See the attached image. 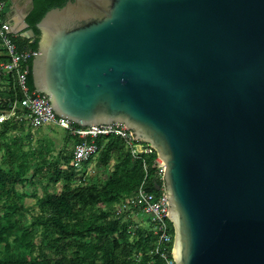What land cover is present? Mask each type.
I'll return each instance as SVG.
<instances>
[{
    "label": "water",
    "instance_id": "1",
    "mask_svg": "<svg viewBox=\"0 0 264 264\" xmlns=\"http://www.w3.org/2000/svg\"><path fill=\"white\" fill-rule=\"evenodd\" d=\"M35 27L51 112L164 162L174 263L264 264V0H67Z\"/></svg>",
    "mask_w": 264,
    "mask_h": 264
},
{
    "label": "trees",
    "instance_id": "2",
    "mask_svg": "<svg viewBox=\"0 0 264 264\" xmlns=\"http://www.w3.org/2000/svg\"><path fill=\"white\" fill-rule=\"evenodd\" d=\"M32 1L25 20L35 38L17 35L13 40L20 49L36 51L35 24L67 0ZM5 58L0 49V60ZM31 59L27 83L34 89ZM11 84V76L3 77L0 113L8 111L15 98ZM16 93L20 99L22 93ZM25 114L17 107L15 116L0 122V264H166L154 253L156 235L149 221L141 224L139 216L147 215L136 208V221L132 212L119 211L146 172L147 188L159 192L153 186V181L162 183L152 166L156 153L133 158L120 136H100L99 152L78 168L71 163L73 145L82 139L64 129L56 152L54 140L46 134L33 144V127ZM91 163L94 174L87 172ZM28 197L33 204L25 202Z\"/></svg>",
    "mask_w": 264,
    "mask_h": 264
},
{
    "label": "built area",
    "instance_id": "3",
    "mask_svg": "<svg viewBox=\"0 0 264 264\" xmlns=\"http://www.w3.org/2000/svg\"><path fill=\"white\" fill-rule=\"evenodd\" d=\"M6 6L7 4L0 0V49L6 55L5 60H0V87L3 77L11 76V88L15 91V98L11 101L10 109L0 113V122L15 116L16 108L20 107L26 110L24 117L30 118L32 127L56 125L69 131L71 135L78 136L82 141L73 145V158L71 161L78 168H81L84 161L93 158L99 152L100 147L96 139L100 136L111 134L120 136L130 149L133 158L155 152L148 143L133 139L129 130L122 123L114 121L107 125L74 126V123L70 120L55 116L48 105L47 95L37 94L36 91L32 92L34 89L29 88L27 83L29 60L35 50L20 49L14 42V35L10 31L11 24L5 16ZM19 91L22 93L20 99L16 97V92ZM152 166L156 168V175L161 178L164 162L157 154ZM143 167L146 171L144 161ZM146 173L134 194L125 197L119 211L133 213L137 208L144 212L148 217L152 232L156 235L154 253L164 259L166 264H175L171 255L173 230L166 216L168 199L163 195L162 186L157 190L158 193L147 188L149 180Z\"/></svg>",
    "mask_w": 264,
    "mask_h": 264
},
{
    "label": "rangeland",
    "instance_id": "4",
    "mask_svg": "<svg viewBox=\"0 0 264 264\" xmlns=\"http://www.w3.org/2000/svg\"><path fill=\"white\" fill-rule=\"evenodd\" d=\"M32 132L34 134L33 144H35V141H37V137L39 135H42V134H46L50 138H52L54 140L55 144H56V150H55V152L62 145V140H63V138L65 136V130L63 128L59 127V126H56V125H54V126H42V127H39L38 129H36V128L33 127ZM71 146H72V144L70 143L69 144V148ZM0 154H1V152H0ZM92 165H93V163L89 164L88 165V168H87V172L90 173V174H94L96 172V170L92 167ZM38 189L40 190L39 187H38ZM25 202L27 204H33L34 203V199L31 198V197H28V198L25 199ZM131 214H132L133 218L136 221H139L138 218L135 216V213H131ZM139 218H140L141 224L143 226H147L148 225V218H147V216H145L144 214L141 213V215L139 216Z\"/></svg>",
    "mask_w": 264,
    "mask_h": 264
},
{
    "label": "crops",
    "instance_id": "5",
    "mask_svg": "<svg viewBox=\"0 0 264 264\" xmlns=\"http://www.w3.org/2000/svg\"><path fill=\"white\" fill-rule=\"evenodd\" d=\"M31 5V0H11L5 9V16L12 29L19 30L23 29L24 25L22 20L27 10H29Z\"/></svg>",
    "mask_w": 264,
    "mask_h": 264
}]
</instances>
